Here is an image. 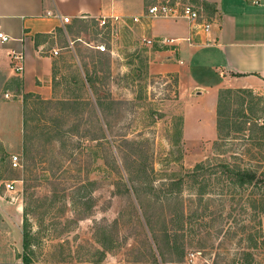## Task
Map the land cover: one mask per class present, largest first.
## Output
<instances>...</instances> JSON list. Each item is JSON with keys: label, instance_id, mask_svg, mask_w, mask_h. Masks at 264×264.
<instances>
[{"label": "rangeland", "instance_id": "obj_1", "mask_svg": "<svg viewBox=\"0 0 264 264\" xmlns=\"http://www.w3.org/2000/svg\"><path fill=\"white\" fill-rule=\"evenodd\" d=\"M158 2L193 4L214 22L200 0H145L137 10ZM224 4L239 12L225 22L230 35L236 30L232 38H264V7ZM118 10L105 24L98 16L69 26L85 55L116 57L118 89L30 96L25 132L20 106L8 120L10 142L6 150L0 144V264L18 257L19 264H264V213L263 236L255 216L264 195L227 184L213 168L225 161L264 173V82L219 89L225 79L206 63L209 46L192 57H179L184 42L149 46L142 19Z\"/></svg>", "mask_w": 264, "mask_h": 264}, {"label": "crops", "instance_id": "obj_2", "mask_svg": "<svg viewBox=\"0 0 264 264\" xmlns=\"http://www.w3.org/2000/svg\"><path fill=\"white\" fill-rule=\"evenodd\" d=\"M144 1L121 0L119 3L113 0H0V29L11 36L6 43L0 41V144L3 149L8 147L12 131L11 121L8 123V120L18 106L24 113L26 93L37 94L46 100L55 97L58 89H118L116 57L112 55L106 60L101 54L85 55L80 43L83 42L82 36L70 34L69 26L72 22L63 23L59 15L77 20L113 15L120 9L123 10L120 14L128 15L130 19L144 11L141 8L137 10ZM206 1L215 9L212 11L215 17L212 42L206 45L210 47L206 53V63L215 67L214 70L224 77L225 83L219 85V89L255 88L260 85L259 80L264 82V38H232L236 30L230 35L231 31L225 29V22L227 18L231 21L237 18L239 12L228 13L225 0ZM248 1L258 4L259 8L264 7L261 0L259 3ZM174 20L177 22L161 18H142L140 25L143 37L159 40L163 37L187 36L189 25L186 20ZM155 45L160 46L163 43L155 41L153 46ZM201 46L205 45L189 46L184 42L177 53L182 57L183 51L185 55L192 57L193 52H197ZM55 50L58 51L57 54ZM12 51L24 54V69L21 72H15L13 68ZM110 52L114 53V49ZM180 59L183 61V58ZM179 64L175 63L182 74ZM7 123L9 129L6 127ZM22 127L24 133V121ZM20 262L18 257L10 260L9 264Z\"/></svg>", "mask_w": 264, "mask_h": 264}, {"label": "built area", "instance_id": "obj_3", "mask_svg": "<svg viewBox=\"0 0 264 264\" xmlns=\"http://www.w3.org/2000/svg\"><path fill=\"white\" fill-rule=\"evenodd\" d=\"M119 1V0H113ZM260 0H253L254 3H259ZM63 23L71 22L69 16L59 15ZM99 21L101 24H105L107 18H118L117 14L113 15H101ZM173 18V19H184L189 25V34L185 37H163L159 40L154 38L143 37L145 44L152 46L155 41H158L163 44H169L174 46H179L182 42H187L191 45H207L212 42V27L214 22L205 19L201 8L196 7L193 4L183 3L180 5H170L167 3H154L146 7L145 11L141 14L134 15V21L138 22L142 18ZM11 39V36L7 34L4 30L0 29V41L6 43ZM97 49L101 51L107 50L105 44H99L96 46ZM55 54L58 53L57 50L54 51ZM11 58L14 61V70L15 72H21L24 69V54L22 52L12 51ZM8 95V94H7ZM12 165L14 167L20 166V155L12 154L11 156ZM6 187L9 190L15 189V181H8Z\"/></svg>", "mask_w": 264, "mask_h": 264}, {"label": "trees", "instance_id": "obj_4", "mask_svg": "<svg viewBox=\"0 0 264 264\" xmlns=\"http://www.w3.org/2000/svg\"><path fill=\"white\" fill-rule=\"evenodd\" d=\"M202 1V4H204V6L211 10L214 11L215 9L213 8V6L207 2L206 0H200ZM30 96H37L38 98H40L39 95L34 94V93H26L24 95V101L26 102V100L30 97ZM44 100V99H42ZM25 110V109H24ZM25 114V111L24 113ZM24 121V126H25V115L23 118ZM25 132V130H24ZM200 163H198L197 167H200ZM219 168L221 169V172L223 175H225V182L227 184L232 183L235 184L237 186H240L244 189H248L250 187L252 188H258L260 189L259 192H257L255 195L257 194H262L264 195V192L262 191V189L264 188V173H260L258 170L251 168V167H241V166H237V165H231L229 162H221L217 165H213V168ZM211 172H217L216 171H211ZM262 191V192H261ZM260 201H258L260 205V209L256 210L255 216L257 217V219L260 220L258 221L259 224V228H260V234H262L263 236V231L261 229L262 225H261V215L264 213V199L260 196ZM24 239H23V244H24V248L26 249L28 247V241H29V235H30V231H26L24 232Z\"/></svg>", "mask_w": 264, "mask_h": 264}]
</instances>
